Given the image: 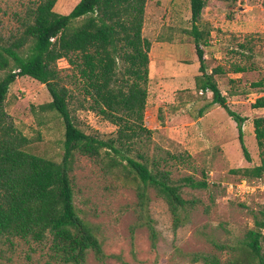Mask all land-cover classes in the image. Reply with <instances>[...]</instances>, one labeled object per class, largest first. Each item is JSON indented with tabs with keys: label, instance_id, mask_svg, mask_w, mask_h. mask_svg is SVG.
<instances>
[{
	"label": "rangeland",
	"instance_id": "obj_1",
	"mask_svg": "<svg viewBox=\"0 0 264 264\" xmlns=\"http://www.w3.org/2000/svg\"><path fill=\"white\" fill-rule=\"evenodd\" d=\"M79 1L58 0L54 9L66 14ZM205 1L199 27L209 32V44L202 48L213 52L208 66L223 69L216 79L230 108L246 118L242 136L252 161L244 157L237 122L222 106L212 103L211 91L200 94L194 84L200 70L192 61L196 49L190 0H148L143 34L152 43V63L145 122L153 134L152 143L142 150L159 160L168 157L167 151L182 154L184 160L163 163L172 178L193 175L208 185L183 187L182 196L194 205L187 204L182 210L183 222L176 229L166 200L149 188L144 212L151 215L158 231L153 246L148 228L140 223L138 184L77 152L70 172L74 203L94 227L104 250L103 259L90 251L84 264H205L193 261L196 252L215 253L225 260L227 249L216 244H235L254 227V215L264 218V178L233 173L236 168L261 164L253 120L264 116V108L253 104L264 95V0ZM28 2L0 0V38L17 29L15 13L22 12ZM171 60L175 62L172 71ZM58 66L64 72L69 67L65 58L58 60ZM236 66L245 70L236 72ZM259 82L262 86H257ZM51 99L45 84L19 76L10 86L4 110L31 139V152L61 162L64 125L58 116L40 109ZM72 114L87 133L98 132L107 138L116 131L114 124L76 104ZM240 179L251 188L235 187ZM0 264L62 263L52 258L49 240L27 243L15 238L10 244L0 237Z\"/></svg>",
	"mask_w": 264,
	"mask_h": 264
},
{
	"label": "trees",
	"instance_id": "obj_2",
	"mask_svg": "<svg viewBox=\"0 0 264 264\" xmlns=\"http://www.w3.org/2000/svg\"><path fill=\"white\" fill-rule=\"evenodd\" d=\"M57 1L29 0L22 12L15 13L17 29L0 38V237L10 244L15 238L27 243L49 240L54 260L84 264L90 251L103 259L104 250L94 227L74 203L70 172L77 152L138 184L140 223L148 228L153 246L158 231L151 215L144 212L149 188L166 200L176 229L183 222L182 210L187 204L194 205L182 196L183 187L204 188L208 184L193 175L172 178V171L163 163L184 160L182 154L167 151L168 157L159 160L142 150L152 143L153 134L145 122L152 47L143 34L148 0H80L66 14L55 11ZM205 6V0H190L191 34L200 62L195 86L200 94L210 90L212 103L222 106L237 122L244 157L251 162L242 136L246 118L230 108L217 83L216 75L223 69L216 67L211 73L206 69L202 46L209 44V32L199 27ZM62 58L68 62L67 72L58 66ZM244 70L235 68L236 72ZM19 76H30L47 86L52 99L40 109L58 116L64 125L61 162L31 152V139L4 110L10 86ZM74 104L114 124L115 133L103 138L98 132H85L72 114ZM253 107H264V95ZM159 112L163 123L162 110ZM253 125L261 164L236 168L233 173L264 178V116L255 117ZM263 230L264 218L254 215V227L235 244H216L227 249L225 260L215 253L196 252L193 261L264 264Z\"/></svg>",
	"mask_w": 264,
	"mask_h": 264
},
{
	"label": "crops",
	"instance_id": "obj_3",
	"mask_svg": "<svg viewBox=\"0 0 264 264\" xmlns=\"http://www.w3.org/2000/svg\"><path fill=\"white\" fill-rule=\"evenodd\" d=\"M245 10L248 11V9H245ZM197 57H198L197 54H195L194 55V58L192 59V61L194 62L193 63L194 64L193 66L196 67V68H199L200 67V62H198L199 59ZM214 57H217V56H214ZM212 58H213V52H211V51H209V52L205 51V53H204V62H205L206 69H207V72L208 73H211L213 71L214 67L216 68V65L215 64H212L211 66H208L209 60H211ZM151 63H152V61L150 62V67H151ZM174 65H175V62L173 60H171L170 61V66L172 67L171 68V71L174 69ZM166 66H167V64H166ZM194 84H195V81H194ZM207 93H209V92H207ZM259 108H264V107H259Z\"/></svg>",
	"mask_w": 264,
	"mask_h": 264
},
{
	"label": "built area",
	"instance_id": "obj_4",
	"mask_svg": "<svg viewBox=\"0 0 264 264\" xmlns=\"http://www.w3.org/2000/svg\"><path fill=\"white\" fill-rule=\"evenodd\" d=\"M207 92H210V90H207ZM203 94V92H201ZM232 186V185H231ZM235 187H239L240 190H241V187H245V188H251V186L249 184H246L245 181H240V184L239 185H236Z\"/></svg>",
	"mask_w": 264,
	"mask_h": 264
}]
</instances>
